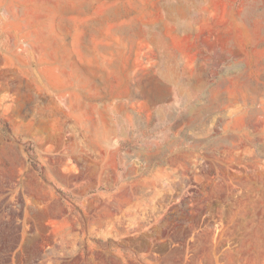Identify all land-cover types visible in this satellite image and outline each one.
Listing matches in <instances>:
<instances>
[{"label":"rangeland","instance_id":"1","mask_svg":"<svg viewBox=\"0 0 264 264\" xmlns=\"http://www.w3.org/2000/svg\"><path fill=\"white\" fill-rule=\"evenodd\" d=\"M0 264H264V0H0Z\"/></svg>","mask_w":264,"mask_h":264}]
</instances>
